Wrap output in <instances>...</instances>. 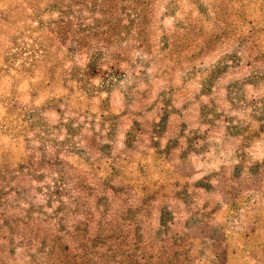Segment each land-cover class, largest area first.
<instances>
[{"label":"rangeland","instance_id":"374dc122","mask_svg":"<svg viewBox=\"0 0 264 264\" xmlns=\"http://www.w3.org/2000/svg\"><path fill=\"white\" fill-rule=\"evenodd\" d=\"M207 151L264 180V0H0V264L107 261ZM238 204L222 251L264 264V186Z\"/></svg>","mask_w":264,"mask_h":264},{"label":"crops","instance_id":"0c3cea01","mask_svg":"<svg viewBox=\"0 0 264 264\" xmlns=\"http://www.w3.org/2000/svg\"><path fill=\"white\" fill-rule=\"evenodd\" d=\"M204 154L205 165L197 166L194 162L190 165L202 176L214 175L206 186L187 184L186 201L170 198V213L150 215V224L124 225L125 239L121 249L113 252L107 261L91 252L77 264H240L231 259L232 256L229 258L231 251H222L221 247L230 244L236 251L243 249L230 226L237 215L229 211L257 193L264 186V180L258 167H253L255 160L250 156L247 160L238 158L240 170L231 172L224 161L213 165L215 158L220 159L217 154L209 155L208 151ZM241 208L244 212L245 207ZM246 217V221L255 220ZM64 250L61 248L59 254ZM69 261L73 264L71 259Z\"/></svg>","mask_w":264,"mask_h":264}]
</instances>
